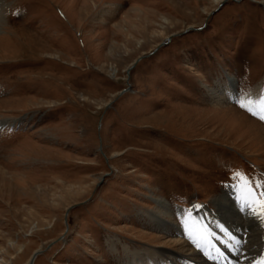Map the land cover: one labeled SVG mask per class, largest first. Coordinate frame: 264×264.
<instances>
[{
    "label": "rangeland",
    "instance_id": "obj_1",
    "mask_svg": "<svg viewBox=\"0 0 264 264\" xmlns=\"http://www.w3.org/2000/svg\"><path fill=\"white\" fill-rule=\"evenodd\" d=\"M261 94L264 0H0V264H257Z\"/></svg>",
    "mask_w": 264,
    "mask_h": 264
},
{
    "label": "bare ground",
    "instance_id": "obj_2",
    "mask_svg": "<svg viewBox=\"0 0 264 264\" xmlns=\"http://www.w3.org/2000/svg\"><path fill=\"white\" fill-rule=\"evenodd\" d=\"M110 8H111V6H110ZM110 11V10H109ZM108 13V12H107ZM106 16V15H105ZM67 17L68 16H66L65 15V18L67 19ZM67 21H69L70 22V19H69V17H68V20ZM70 24H72L71 22H70ZM72 26H73V24H72ZM231 94H232V90L229 88V82L228 81H226V83H225V92L224 93H222L221 95H219V98L217 99V101H218V104L220 103V101L222 100V99H225V97H226V99L227 98H229L230 96H231ZM25 99V98H24ZM229 112H232V113H236L237 114V120H238V118H240V117H245L246 119H248L246 116H244V115H241V114H239L237 111H235V110H233L232 108H229V110H228ZM250 122H252V123H254L257 127H259L260 128V130H262V131H264V128L263 127H261L260 125H258L254 120H250V119H248ZM3 174H6V173H4V171H1V169H0V175H3ZM227 196H228V194H226ZM236 195V194H235ZM226 196V197H227ZM241 196H243V197H237V196H234V197H237V198H234V201L232 200L231 201V203L232 204H228V205H232L233 206V208L231 209L230 207L231 206H229V208H225V211H224V213H220V216H222V215H225V217L226 218H228L230 215L231 216H234V218H240L241 219V217L240 216H242V215H244V213L245 212H247V211H249V213L246 215V217H248L249 219H248V222H249V224L251 225V227L253 228V231H255L256 232V230H259L257 227H256V222L253 220V210H251V208L249 207L247 210H244L243 208H241V206H247V203L244 201V199H247L248 200V196H247V194H242ZM223 197H225V196H223ZM223 197H222V199H223ZM225 197V198H226ZM227 200V199H226ZM219 203V202H218ZM220 205V204H219ZM227 205V206H228ZM220 208H221V206H220ZM237 209V210H236ZM241 213H243L242 215H241ZM245 217V216H244ZM155 221V220H154ZM199 223V222H198ZM233 223V221L231 222V224ZM235 224V226L237 225L236 224V222L234 223ZM207 225L208 224H206L205 226L203 225V224H200V226H198V231H199V234H201V236L200 235H198V234H196L195 232H193V234H196L197 235V241L199 242V243H203L202 241L204 240H202V238H203V236L204 237H206L207 239L206 240H208L207 241V243H209L210 244V242L212 241L209 237H208V232L205 230V228L204 227H206L207 228ZM211 225H212V223H211ZM211 225H209V229L211 230L212 229V227H211ZM233 225V224H232ZM204 226V227H203ZM204 228V229H203ZM216 229V228H215ZM231 228L230 227H227V228H225V227H223V226H221V230H223V231H225V232H227V231H231L230 230ZM190 230L188 229V232H189ZM233 231H235V229L233 230ZM233 231H231V233H230V235H228V236H226V240H228V242L229 243H231V242H233V243H235V242H237V238H236V236H235V234H233ZM210 233V232H209ZM221 233L220 232H217V235H220ZM259 233H257L256 235L254 234L253 235V239H257L258 237L257 236H259L258 235ZM199 237H201V238H199ZM257 237V238H256ZM172 242H174L175 243V245H181V242H179V241H176V240H173ZM225 243H226V241H225ZM204 244V243H203ZM261 244H262V242H261ZM182 247V246H181ZM262 247H263V251H264V245L262 244ZM153 254H157V255H162V254H164V253H159V252H154ZM189 254H190V256H194V253L191 251V252H189ZM137 255H139L138 253H137ZM139 258H143V257H141V256H139ZM150 261H148L147 263H145V264H157V262H156V260H154V258H153V256H150ZM161 260H163V261H166L167 262V264H173L172 262H171V260H169V258L166 256V257H162L161 258ZM133 264H144V262H142L141 260H139L138 261V259L137 258H135L134 260H133V262H132ZM163 264V263H162ZM207 264V263H206Z\"/></svg>",
    "mask_w": 264,
    "mask_h": 264
},
{
    "label": "snow or ice",
    "instance_id": "obj_3",
    "mask_svg": "<svg viewBox=\"0 0 264 264\" xmlns=\"http://www.w3.org/2000/svg\"><path fill=\"white\" fill-rule=\"evenodd\" d=\"M238 103L241 108L246 109L252 115H257L259 116V119L264 120V94L259 96L258 101L248 100V102L245 103L243 100H240ZM249 195H251L250 192ZM249 206L254 208L259 218L264 221V194H262L261 198L259 199H253ZM189 235L193 243H195L197 247H200L196 237L191 233ZM257 264H264V257H261Z\"/></svg>",
    "mask_w": 264,
    "mask_h": 264
},
{
    "label": "water",
    "instance_id": "obj_4",
    "mask_svg": "<svg viewBox=\"0 0 264 264\" xmlns=\"http://www.w3.org/2000/svg\"><path fill=\"white\" fill-rule=\"evenodd\" d=\"M37 254H38V253H35V254H34V256L32 257V259H31V261H30V264H32L33 259H34V257H36Z\"/></svg>",
    "mask_w": 264,
    "mask_h": 264
}]
</instances>
